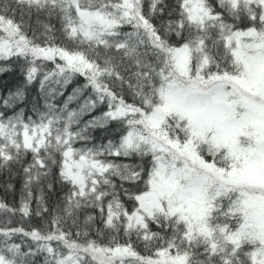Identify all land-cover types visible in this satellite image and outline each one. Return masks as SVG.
Wrapping results in <instances>:
<instances>
[{
  "label": "snow or ice",
  "instance_id": "obj_1",
  "mask_svg": "<svg viewBox=\"0 0 264 264\" xmlns=\"http://www.w3.org/2000/svg\"><path fill=\"white\" fill-rule=\"evenodd\" d=\"M14 65L0 264H264V0H0Z\"/></svg>",
  "mask_w": 264,
  "mask_h": 264
},
{
  "label": "trees",
  "instance_id": "obj_2",
  "mask_svg": "<svg viewBox=\"0 0 264 264\" xmlns=\"http://www.w3.org/2000/svg\"><path fill=\"white\" fill-rule=\"evenodd\" d=\"M20 73V68L18 65H14L11 69H5L4 71H0V95L7 93L9 91H16L18 84L20 83L18 76ZM76 81H73L72 83H69L67 88L65 89L64 95L67 96L69 92L72 91V89L75 87ZM38 88L36 87H30L28 89V98L24 101V104L28 106V108L32 107V101L35 100L36 103H42L40 97L38 96ZM62 102V98H59ZM70 107H75V103L70 104ZM88 116H84V120H87ZM91 135L93 137V143H99L102 138L106 139L105 136V130L96 128L91 131ZM53 179L55 180V176H53ZM16 187H20V181L16 180ZM5 191L3 187H0V194H2ZM19 193H17V196ZM56 196H59L60 193H56ZM51 197L52 194H49Z\"/></svg>",
  "mask_w": 264,
  "mask_h": 264
}]
</instances>
